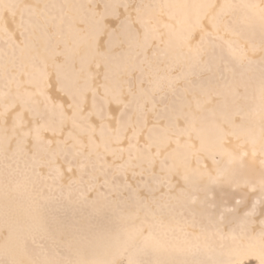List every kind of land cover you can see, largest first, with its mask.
I'll return each instance as SVG.
<instances>
[{
  "label": "snow or ice",
  "instance_id": "obj_1",
  "mask_svg": "<svg viewBox=\"0 0 264 264\" xmlns=\"http://www.w3.org/2000/svg\"><path fill=\"white\" fill-rule=\"evenodd\" d=\"M237 7L258 17L260 43L241 45L233 61L221 62L215 42L222 30L239 35L225 19ZM0 38L20 53L0 65L5 200L12 178L24 176L41 207L50 200L46 191H66L54 212L91 209L107 222L85 232L75 216L49 221L37 212L25 234L4 237L0 264H264V0H0ZM213 97L232 131L224 132L215 109L201 111ZM254 99L258 136L245 111ZM209 124L222 134L218 152L204 137ZM229 137L238 152L223 147ZM185 202L198 205L190 213L202 234L223 239L228 228L234 244L227 258H204L200 236L137 243L142 229L124 226L141 209L155 215ZM94 246L103 248L102 258L86 256Z\"/></svg>",
  "mask_w": 264,
  "mask_h": 264
},
{
  "label": "bare ground",
  "instance_id": "obj_2",
  "mask_svg": "<svg viewBox=\"0 0 264 264\" xmlns=\"http://www.w3.org/2000/svg\"><path fill=\"white\" fill-rule=\"evenodd\" d=\"M24 3L29 4H80L86 3L87 0H22ZM148 2L152 3H174V2H184V0H148ZM187 2H199V0H187ZM215 3L219 4H234V5H243V4H261L262 0H214ZM253 12L249 9L239 8L232 10L229 15L225 16V19L228 21L229 25L235 29L239 35H233L231 31H223L221 32L222 39L220 41L223 42L227 50L228 59L225 58L223 62H231L234 60L233 50L238 49L239 46L248 47L249 42H254L257 46L260 43V22L258 17L252 18ZM232 42V46L230 48L229 44ZM10 43V42H9ZM219 43V42H218ZM222 49V48H221ZM219 49V50H221ZM224 49V48H223ZM223 51V50H222ZM221 51V52H222ZM220 52V51H219ZM217 51V58L220 60L221 55ZM225 52V50H224ZM226 53V52H225ZM224 53V54H225ZM238 54V53H237ZM251 55V53H250ZM20 56L19 50L13 52L12 48L9 47V44H6L2 38H0V65H3L7 60L11 58H18ZM223 56V54H222ZM256 58H261L259 52L255 55H252V59L256 60ZM3 88V82L0 81V90ZM258 88V79L253 82L251 86L252 94L256 95V89ZM216 97H213L211 103H207L203 105V109L201 111L207 112L209 109H215L217 111L216 120L218 123H221L224 128V132L232 131L231 127L228 124H224L223 120L219 116V109L217 104L214 102ZM218 99V98H217ZM258 105V100L254 99L248 105L245 106V111L250 113L249 120L251 122V135L258 136L259 134V118L258 115L255 114V110ZM201 112H197V115H200ZM230 115V112H229ZM237 124L241 123V118L236 117ZM197 127H201L200 123H197ZM221 133L213 128L211 124L206 127L204 132V137L206 139L207 145L211 147L215 145L216 151L218 152L221 144ZM231 141L228 144H224V148H228L233 152H238L239 149L236 146V141L234 138L229 137ZM194 142L199 147V141L194 140ZM206 159L203 161L208 165V170L211 172L212 176H216L217 173L215 171L214 166L212 165L211 155L208 153H204ZM216 159L221 160L223 164V158L217 154ZM259 161V157H257ZM250 160V159H249ZM257 163V162H256ZM193 167H196L195 161L192 164ZM3 172L0 170V259L1 257H5L4 254V237L9 235V232L16 233L18 235L25 234L29 225L33 222L32 217L36 215L37 212L45 216L49 221H51L52 216L60 215L62 217L71 218L75 216L77 219L81 221L82 230L86 232L88 226L97 225L99 227L106 226L107 222L104 218L99 216L90 215L92 212L91 209L84 210L83 212L74 211L70 208L65 209L62 212H54L53 209L57 205L54 203L50 197V200L47 202L46 206L44 205V201H40L38 204L36 200L33 198V194L30 191V180L24 176H18L15 187L11 184V199L5 200V183L3 179ZM52 192V191H51ZM66 192V191H65ZM49 193V192H48ZM54 194V193H53ZM60 194V193H59ZM46 196L47 193H45ZM50 195V193H49ZM55 195V194H54ZM66 195V194H64ZM61 197V196H60ZM59 198V196H58ZM62 199V197H61ZM64 199V198H63ZM62 199V200H63ZM56 200V199H55ZM58 201H60L58 199ZM8 205L9 210L6 212L5 205ZM198 205H193L191 203L185 202V206L181 209L177 206L174 210L165 209L163 212H156L155 215L151 214L147 209H141L139 212L138 218L133 221H130L127 225H124L128 228H140L142 229V233L137 237V243H141L145 238H150L149 242L160 241L161 243H174L178 241H183L186 238L196 241V237L200 236L199 243L202 245L206 244L207 248L204 252V258H227L226 254L229 249L233 246L234 241L231 239L228 228L226 229V234H224V238L222 239L219 234H209L201 233V224L200 220L194 224V217L190 213V209L197 208ZM155 212V209L152 210ZM191 216L192 218H188ZM199 219V217H197ZM118 221H114L111 227H115ZM224 229V230H225ZM188 234L186 237L185 234ZM226 238V239H225ZM85 254L88 258H102L103 256V248L101 246L87 247L85 248ZM6 258V257H5Z\"/></svg>",
  "mask_w": 264,
  "mask_h": 264
},
{
  "label": "rangeland",
  "instance_id": "obj_3",
  "mask_svg": "<svg viewBox=\"0 0 264 264\" xmlns=\"http://www.w3.org/2000/svg\"><path fill=\"white\" fill-rule=\"evenodd\" d=\"M219 42V43H218ZM216 45H217V47H216V54H217V51L219 52V54L221 55V58H220V61L221 62H223L224 60H225V58L226 59H228L229 57H228V55H226L227 54V50H226V48H225V46H223V47H220V46H222V45H224L223 44V42L222 41H220V40H217L216 42ZM220 45V46H219ZM222 48V49H221ZM224 48V49H223ZM219 49H221V50H219ZM223 50V51H222ZM224 50H225V52H224ZM222 51V52H221ZM225 53V54H224ZM222 54H223V56H222ZM261 58H256V60L255 61H257V72H256V76H257V79H258V75H259V73H258V62H259V60H260ZM218 98V99H217ZM215 101V103L218 105V102H219V100H220V97H216V99H214ZM197 141H199V140H197ZM249 161L251 162V157H249ZM256 162H257V164H258V159L256 158ZM1 172H2V170H1ZM18 179V176H15V177H13L12 178V182H11V184H16V181H17V179ZM3 179H4V181H5V178H4V176H3ZM16 185H14L13 187H15ZM45 193H47V195L49 196V197H52L51 198V200L54 202V203H57V202H64V199L63 198H65L66 196H67V192H64V193H61L60 191H52V192H49L50 193V195H49V193H48V191H46ZM55 195H54V194ZM60 193V194H59ZM64 194H66V195H64ZM58 196H59V198H58ZM62 197V199H61V197ZM56 199V200H55ZM58 199L60 200V201H58ZM188 218H192L191 216H188ZM198 220H200V219H197V217H195L194 219H193V221H194V224H196L197 223V221ZM200 224H201V222H200ZM209 234H211L212 233V230H209ZM226 229L224 230V234H226ZM226 239V238H225ZM1 259H5V257H1Z\"/></svg>",
  "mask_w": 264,
  "mask_h": 264
}]
</instances>
